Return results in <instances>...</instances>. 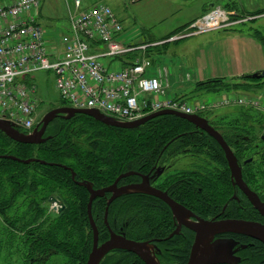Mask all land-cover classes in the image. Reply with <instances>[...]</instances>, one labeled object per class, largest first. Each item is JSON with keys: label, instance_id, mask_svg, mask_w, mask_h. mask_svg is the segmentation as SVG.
<instances>
[{"label": "flooded vegetation", "instance_id": "obj_1", "mask_svg": "<svg viewBox=\"0 0 264 264\" xmlns=\"http://www.w3.org/2000/svg\"><path fill=\"white\" fill-rule=\"evenodd\" d=\"M220 109L222 108L194 114L208 119L213 127L225 135L228 129L225 127L231 121L219 125L218 117L216 118V115L211 117ZM241 113L243 112L239 110V114ZM45 114L36 123L34 130L41 128V121ZM184 120L187 124L178 133L182 135L181 142L172 145L174 149L165 154V161L153 165L149 171L126 170L109 183H105L103 178L79 180L76 183L86 189L85 193L78 191L73 193L75 190L72 185L66 196L58 192H47L46 189L37 192L39 190L37 187H40L37 186V175L3 177L0 186L3 189L4 206L7 207H1L0 211L2 221L0 222L2 230L0 264H56L58 253L55 248H52L54 239L49 240L50 245L47 249H41V245H37V242L41 241L40 236H47V231L51 232L58 215L65 210L86 212L88 224L84 223L83 227L88 234L90 230L92 236L88 261L94 246V229L89 216L91 191L89 186L85 185L87 183L91 184L94 191L103 190V193L96 195L91 203L92 216L98 229V245L105 243L113 234L148 243L149 247L145 251L150 256H155L161 264H187L189 261L196 232L187 226L186 221L194 224L201 220L242 219L264 224V214L255 207L247 193L235 183V178H232L227 159L230 171L229 182L224 178L223 184H229L228 187L218 188L213 180L205 176V173L209 172L207 167L213 169L219 167L216 155L208 153V150L212 149L210 140L213 137L197 124ZM51 122L43 138H49ZM248 129L250 131L248 133H237L244 138L243 147L238 149L229 145L242 166L243 180L264 203V127ZM20 130L27 133V130L23 128ZM199 135L204 141H199ZM249 163L262 168L261 174L254 176L258 178V181H254L250 169L244 170V165ZM35 170L37 168H34ZM129 171L133 173L121 177L116 182L121 174ZM26 180L29 183H25ZM32 180L35 182L32 183ZM145 181H148L154 189L161 191L164 196L144 191L115 196L114 190H107L113 185L116 189H120ZM20 186L21 189L17 190ZM175 207L178 211L187 210L189 217H186L185 213L177 214ZM126 212L130 213L129 217L123 215ZM152 221L155 225L150 223ZM217 239L233 241L230 250L232 256L237 259L235 264H264V241L238 232L219 233L214 237V240ZM124 258L131 261L122 262ZM119 261L121 264H148L139 253L125 248L110 250L99 264H118Z\"/></svg>", "mask_w": 264, "mask_h": 264}, {"label": "built area", "instance_id": "obj_2", "mask_svg": "<svg viewBox=\"0 0 264 264\" xmlns=\"http://www.w3.org/2000/svg\"><path fill=\"white\" fill-rule=\"evenodd\" d=\"M81 2L75 0L68 29L54 39L39 21L43 0L0 2L1 119L27 133L34 130L43 115L41 100L37 85L25 77L43 69L54 73L66 105L97 109L120 121L166 108L188 114L237 105L264 111L259 98L232 93L194 102L170 97V66L156 64L147 53L151 47L230 25L233 12L216 6L175 36L137 45L120 39L124 25L110 5L101 2L84 9ZM162 95L167 97L157 98Z\"/></svg>", "mask_w": 264, "mask_h": 264}, {"label": "trees", "instance_id": "obj_3", "mask_svg": "<svg viewBox=\"0 0 264 264\" xmlns=\"http://www.w3.org/2000/svg\"><path fill=\"white\" fill-rule=\"evenodd\" d=\"M259 13V12H258ZM251 35L264 45V30L252 26L248 29ZM264 87V76L253 78L243 75L237 78H215L197 82L195 91L199 93H233L237 91L256 92ZM61 105L66 101L61 98ZM243 113L237 119L228 122L224 138L235 148L245 144L244 138L237 133H248V128L264 127V116L256 113V108L240 106ZM187 121L176 115H160L136 128H121L106 125L94 117L77 113L71 118L59 116L49 126L50 137L40 144H28L15 141L0 130V155L12 154L21 158H39L44 160L30 164L17 163L0 157V183L7 175H37V192H58L63 196L72 185L73 193H85L86 189L78 185L79 180L103 178L109 183L114 178L130 169L149 171L153 165L165 161V154L172 151V145L181 142L182 131ZM199 141H204L199 135ZM212 149L219 167L208 168L205 176L213 180L218 188H225L224 178L229 182V168L223 149L211 138ZM209 143V142H208ZM206 153V151H205ZM243 157V156H242ZM64 166L69 167L66 169ZM34 168L37 170L34 171ZM250 169L252 176L261 174L260 166L251 163L244 165ZM72 171L75 177H72ZM254 181L258 178L254 177ZM35 181L32 180V183ZM77 182V183H76ZM25 183H29L27 180ZM21 186L17 188L20 190ZM5 205L3 189L0 186V211ZM130 213H123L129 217ZM0 222H2L0 220ZM85 211L65 210L59 214L55 225L48 235L40 236L41 249L49 247V240L54 239L52 248L57 251L56 264H86L88 251L91 248V233L84 228L88 224ZM155 225V222H150ZM157 224V223H156ZM2 230L0 229V234ZM60 255V256H59ZM187 260V259H186ZM130 262L128 258L121 260ZM121 261L118 264H121Z\"/></svg>", "mask_w": 264, "mask_h": 264}, {"label": "crops", "instance_id": "obj_4", "mask_svg": "<svg viewBox=\"0 0 264 264\" xmlns=\"http://www.w3.org/2000/svg\"><path fill=\"white\" fill-rule=\"evenodd\" d=\"M110 1L82 0L81 8L85 9L101 2L108 4ZM132 2L136 4L132 14L133 20L131 19L130 26L124 27L122 34L126 40L122 41L135 44L132 42L140 39L139 44H143L165 40L183 32L192 22L210 12L215 6L231 4L233 10V5L236 6L235 8L238 6L257 8V5H262L264 0H133ZM53 4L60 7L54 9ZM74 7L75 0H43L39 19L60 23L54 27L45 25L49 37L54 39L58 33L68 29V15ZM53 9L60 10L61 18L55 17ZM232 17H235V14ZM254 17L240 19L235 17L232 24L220 29L151 47L147 53L155 62L164 63L168 58L170 63V65L164 63L170 66L168 96L171 97L172 93L173 96H179L178 92L183 89L184 84L215 78H237L264 71V45L251 35L249 30L240 27ZM119 19L122 21L120 17ZM174 42L180 43L175 44V47L170 46V43ZM133 55L130 57L133 58ZM237 92V96L256 97L264 104V87L256 92ZM166 97L162 95L157 98L165 99ZM223 108L220 109L221 112L227 107ZM256 110V113L264 116L263 110L257 108Z\"/></svg>", "mask_w": 264, "mask_h": 264}, {"label": "water", "instance_id": "obj_5", "mask_svg": "<svg viewBox=\"0 0 264 264\" xmlns=\"http://www.w3.org/2000/svg\"><path fill=\"white\" fill-rule=\"evenodd\" d=\"M253 78H261L264 76V71L255 72L249 75ZM77 113L87 114L89 116L94 117L96 120L103 122L106 125L121 127V128H136L147 121L160 116V115H176L187 119L190 122L197 124L201 129L210 134L223 149L226 159L228 161L229 167L231 169L232 178H235V183H237L242 190L247 193L250 197L251 201L255 205L256 208L260 210L261 213L264 214V203L260 200L259 196L245 183L243 180L242 166L239 164L238 158L235 155L233 149L226 141L224 136L218 131L215 127H213L209 120L198 116L197 114H188L182 111H178L175 109H162L157 112H153L148 114L138 120L135 121H120L111 116L104 114L103 112L92 109V108H76L69 105H62L55 107L43 116L42 118V126L40 129H35L31 133H24L18 127H16L13 123H11L7 119L0 118V130L3 131L7 136L14 139L15 141L28 143V144H40L45 142L48 137L43 138L45 130L49 123L56 118L57 116H63L65 118H71L75 116ZM50 137V136H49ZM264 139V136H263ZM1 158L12 159L21 163L28 164L33 161H41L45 163L44 160L39 158H20L15 155L4 154L0 155ZM66 169H70L67 166H64ZM132 171L121 174L116 182L123 176H127L132 174ZM72 177H75V172L72 171ZM85 184V183H82ZM91 191V198L89 204V216L91 219V223L94 229V246L90 253L89 259L86 264H99L100 260L106 255L110 250L115 248H125L130 251H134L139 253L142 258L148 264H161L156 257L150 256L145 250L148 249V243L137 242L131 239H127L126 237L117 236L115 234L107 240L102 245H98V229L94 222L92 212H91V203L93 198L103 193L101 191H94L90 183H87ZM107 190H114L115 196L123 193H130L134 191H144L150 192L159 196H164L163 193L159 190L154 189L148 181H145L141 184L135 185H127L120 189H116L115 185L107 188ZM53 201L55 199H52ZM175 212L177 214L185 213L186 217H189L187 210L178 211L175 207ZM187 226L191 227L196 232L195 242L192 247L191 256L187 264H217V263H233L235 264L236 258L232 256L231 247L233 245V241L225 240V239H217L214 240V237L219 233L225 232H238L253 236L264 241V224L255 222V221H247L242 219H225V220H201L199 223H189L186 221Z\"/></svg>", "mask_w": 264, "mask_h": 264}, {"label": "rangeland", "instance_id": "obj_6", "mask_svg": "<svg viewBox=\"0 0 264 264\" xmlns=\"http://www.w3.org/2000/svg\"><path fill=\"white\" fill-rule=\"evenodd\" d=\"M9 1H12V0H0V2H9ZM132 1L133 0H111L109 3L107 2L113 8L114 12L116 14H118L117 16H119L122 19V21L124 23L123 25H125L124 27L130 26V24L133 20L132 14L134 13V7H136V4L133 3ZM231 6L232 5L229 4L228 6L223 5L221 7L225 8L226 10H230L231 12H233L235 14V17H238L236 19H240V18H244V17L246 18L249 16H252V17L255 16L253 19H251V21L246 22L244 24H241L240 27H245L248 30V29L252 28V26H254V27H257L259 29L264 30V7H262V6H264V3L262 5H257V8H254V7H251V8L247 7L246 8L244 6H242V7L238 6L237 8H235L236 6L233 5V7H234V10H233V9H231L232 8ZM53 7H54V9H56L57 7H60V6H58L57 4H53ZM54 9H53V12L56 15L55 17L61 18L62 15L60 13V10H56L58 13H55L56 11ZM253 9H255V10H253ZM249 10H252V11H249ZM256 15H258V16H256ZM235 17H231V21H235ZM62 19H65V18H62ZM68 19H69V15H68ZM66 20H67V18H66ZM66 20H61V21H66ZM39 21L42 23L43 26L50 25L51 27H54V26L60 24L59 22H56V21L48 22L49 20H41V19H39ZM120 39L126 40V38L124 37V34L120 35ZM139 42H140V39L134 40L132 43L139 44ZM181 42H183V41H181ZM179 43L180 42L170 43L171 44L170 46L175 47V44H179ZM103 60L105 62L109 61L108 59H103ZM164 63H167L170 65L168 58L165 59ZM164 63L156 62V64H164ZM25 78L30 79V81L34 82L37 85V88H38L37 96L41 100V104L39 107L40 115L45 114L46 112H48L49 110H51L55 107L62 106L61 105V96H60L59 90L56 87L55 75L52 71H48V70H44V69L39 70V71H36L35 73H31L30 75L26 76ZM195 84L196 83H191V84H186V85L184 84L183 89L180 90V92H178L179 93L178 95L185 97L190 102L211 100L217 96L216 93L203 94V93L196 92L194 89ZM237 93L233 92L234 95H237ZM170 95H171V97H174L173 93ZM66 104H67V102H66ZM239 107L240 106L227 107V108H225V110L223 112H221L222 110L217 111L215 114L211 115V117H214V115H216L215 117L216 118L218 117L217 118L218 124L223 125V123L228 122V121H232L234 118H237V116L239 114V109H238Z\"/></svg>", "mask_w": 264, "mask_h": 264}, {"label": "bare ground", "instance_id": "obj_7", "mask_svg": "<svg viewBox=\"0 0 264 264\" xmlns=\"http://www.w3.org/2000/svg\"><path fill=\"white\" fill-rule=\"evenodd\" d=\"M200 18H202V16H201ZM200 18H199V19H200Z\"/></svg>", "mask_w": 264, "mask_h": 264}]
</instances>
